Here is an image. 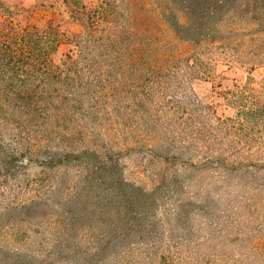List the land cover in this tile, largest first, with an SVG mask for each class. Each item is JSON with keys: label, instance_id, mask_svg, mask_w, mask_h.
Masks as SVG:
<instances>
[{"label": "trees", "instance_id": "16d2710c", "mask_svg": "<svg viewBox=\"0 0 264 264\" xmlns=\"http://www.w3.org/2000/svg\"><path fill=\"white\" fill-rule=\"evenodd\" d=\"M62 1L83 31L59 62L53 53L67 38L53 25L7 20L0 27V173L11 174L19 157L42 168L75 169L70 183L60 181L46 196L12 203L0 213V233L15 217L14 223L35 217L51 234L38 252L0 240V264H264V100L232 91L227 99L236 104L235 115H214L235 133L228 143L232 156L203 158L201 170L214 175L202 194L189 191L177 169L151 189L131 182L115 150L72 140L79 119L96 108L98 95L107 94L99 74L151 63L165 67L180 58L197 65L200 57L134 51V39L126 42L108 31L106 0ZM185 2L183 21L165 15L176 38L191 46L220 41L216 33L228 0ZM9 117L19 118L13 124L19 134L6 141L2 127ZM27 126L36 132L31 141L20 135ZM245 155L252 158L238 159Z\"/></svg>", "mask_w": 264, "mask_h": 264}, {"label": "rangeland", "instance_id": "374dc122", "mask_svg": "<svg viewBox=\"0 0 264 264\" xmlns=\"http://www.w3.org/2000/svg\"><path fill=\"white\" fill-rule=\"evenodd\" d=\"M83 1L94 4L99 0ZM106 2L112 14L108 31L126 42L134 39V51L159 55L178 51L189 59L197 55L200 61L188 66L180 58L158 68L152 63L104 68L100 84L107 94L98 95L96 108L79 119L81 128L72 140L77 146L115 150L125 178L147 189L177 169L182 180H188L187 189L202 194L214 175L211 170H201L203 158L232 156L228 143L235 133L220 126L214 115L221 119L235 115L236 104L227 99L232 91H244L245 100H264V0H228L216 33L220 41L202 46L176 38L165 20V15L174 14L183 21L185 0ZM7 20L16 25L56 27L67 38L53 53L56 62L72 50V40L83 31L62 0H0V27ZM120 26H126L124 32ZM16 121L9 117L3 122L6 141L19 134L13 129ZM29 126L20 132L27 141L36 134ZM168 155L169 160L161 159ZM14 163L11 174L0 173V213L12 203L46 196L60 181L70 183L75 176L74 168H42L38 161L22 162L20 157ZM196 180L200 181L197 185ZM14 221L1 230L2 243L38 252L50 242L47 223L40 224L35 217ZM46 264L71 263L52 259Z\"/></svg>", "mask_w": 264, "mask_h": 264}]
</instances>
